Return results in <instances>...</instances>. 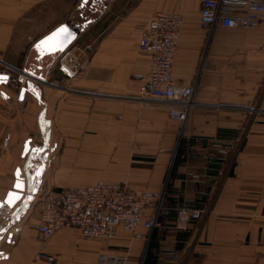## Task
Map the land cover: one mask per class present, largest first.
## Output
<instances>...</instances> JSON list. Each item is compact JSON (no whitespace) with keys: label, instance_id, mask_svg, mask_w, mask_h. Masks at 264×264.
I'll return each mask as SVG.
<instances>
[{"label":"crops","instance_id":"1","mask_svg":"<svg viewBox=\"0 0 264 264\" xmlns=\"http://www.w3.org/2000/svg\"><path fill=\"white\" fill-rule=\"evenodd\" d=\"M81 2L0 0V62L10 75L0 84V200L18 167L33 190L0 213V264H46L38 251L54 264H95L100 254L126 255V264H264V19L208 35L200 0H102L94 18ZM158 12L182 17L173 77L195 85L183 124L169 118L166 102L140 93L150 55L137 41ZM62 22L79 29L76 40L38 60L34 43ZM23 69L43 80L20 99ZM98 180L165 188L160 225L151 233L139 225L137 235L118 227L106 239L69 227L38 233L37 196ZM182 208L203 209V217L174 227Z\"/></svg>","mask_w":264,"mask_h":264},{"label":"built area","instance_id":"2","mask_svg":"<svg viewBox=\"0 0 264 264\" xmlns=\"http://www.w3.org/2000/svg\"><path fill=\"white\" fill-rule=\"evenodd\" d=\"M264 19V0H200L199 23L210 35L217 27L252 29ZM182 17L178 13L158 12L141 30L137 46L149 53L150 64L142 83L143 96L164 101L169 118L181 124L187 119L195 85H182L173 77V62L179 38ZM1 63V62H0ZM3 64V63H1ZM8 73V66L0 69ZM165 188L160 191L137 192L124 183L98 180L85 187L65 186L52 197L39 198L42 217L37 231L50 237L69 227L81 235L94 239L114 236L121 227L137 235L141 225L147 233L160 225ZM203 209L182 208L176 212L173 226L181 228L194 224L203 217ZM21 227L13 234H20ZM36 258L54 264L56 257L38 251ZM126 255L100 254L95 264H126Z\"/></svg>","mask_w":264,"mask_h":264},{"label":"water","instance_id":"3","mask_svg":"<svg viewBox=\"0 0 264 264\" xmlns=\"http://www.w3.org/2000/svg\"><path fill=\"white\" fill-rule=\"evenodd\" d=\"M87 1H90V0H82L81 6H84V4ZM91 1L94 2V1H99V0H91ZM100 1H102V0H100ZM61 28L66 29V32H67V39L63 43V45H61L59 47H52V48L47 47L46 45L41 46L40 48L37 47L38 45H41L42 41H45L46 38L52 36L54 33L57 32L58 29H61ZM78 30H76L73 26H71L67 22H62L59 25H57L56 27H54L48 33H46L45 35L40 37L38 40H36V42L34 43L33 47L37 53V59L41 60L45 56H49V55H53V54L65 51L76 40V38L78 36ZM39 68H41L40 65H39ZM22 72H24L27 79L25 81V85H22L20 87V91H19V98L20 99L23 98V94L26 91H35V88L33 86L35 80L36 81H42L43 80L42 75L36 74L31 69H23ZM0 77L3 78V80L0 81V84L1 83H8L10 81V75L7 73H0ZM28 143H29V141H27L24 145V151H23L24 155L28 151V147H29ZM24 171H25L24 169L21 170V168H19V167L15 170V172H14L15 181H14L13 187H12V189L7 191L3 200H0V213L4 208H9V209L12 208L16 204V202L22 198L25 191L27 193L33 192V190L31 188L26 187V185H25ZM18 182L22 185V187H20V188L16 187ZM17 196L19 197L18 199L16 198Z\"/></svg>","mask_w":264,"mask_h":264},{"label":"rangeland","instance_id":"4","mask_svg":"<svg viewBox=\"0 0 264 264\" xmlns=\"http://www.w3.org/2000/svg\"><path fill=\"white\" fill-rule=\"evenodd\" d=\"M87 5H88V6L90 5V7H91V12H89V14L91 15V18L96 17V15H97V13H98V9H96V6H97V7H102V5L100 4V0H99V1H94V2H92L91 0H90V1H87V2L84 4V6H87ZM72 16H73V19L75 20V22H77V23L79 24V26L76 25L77 28L80 27L81 24H82L81 22H82L83 19L80 20V18H81L82 15L80 14L79 7H77V8L74 9V11H73V13H72ZM83 17H84V16H83ZM79 39H80V38H79ZM86 39H87V38H84L83 40H86ZM77 42L79 43V41H77ZM95 44H96V38H95V35H94V37H93L92 39H88V40H87V43H86L87 47H86V50L90 52L91 50H93V49L95 48ZM74 60H75V59H74ZM4 68H5V65L0 63V69H4ZM249 107L252 108V109L257 108L258 106H257V104H256V101L254 102V104L250 105ZM253 112H254V110H253V111H249L248 115H249V116L253 115V114H254ZM39 197H40V196H37V197H36V200H35V203H37V205H38V203H39ZM39 207H40V206H39Z\"/></svg>","mask_w":264,"mask_h":264},{"label":"snow or ice","instance_id":"5","mask_svg":"<svg viewBox=\"0 0 264 264\" xmlns=\"http://www.w3.org/2000/svg\"><path fill=\"white\" fill-rule=\"evenodd\" d=\"M67 39V32L66 29H58L56 33H54L52 36L46 38L45 41L41 42V45H38L37 47L40 48L41 46H47V47H59L61 45H63V43L66 41ZM3 78L0 77V81H2ZM36 151H40V149H36ZM17 188L22 187V185L18 182L16 185ZM11 195V194H10ZM17 199L19 198L18 196L16 197ZM2 231V230H0ZM2 238V237H0Z\"/></svg>","mask_w":264,"mask_h":264}]
</instances>
